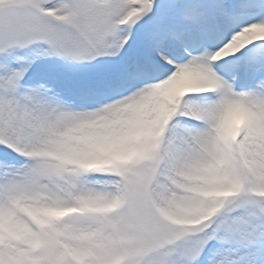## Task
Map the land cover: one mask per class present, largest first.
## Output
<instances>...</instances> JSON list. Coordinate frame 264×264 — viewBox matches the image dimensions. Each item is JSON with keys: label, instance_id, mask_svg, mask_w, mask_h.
<instances>
[{"label": "snow or ice", "instance_id": "obj_1", "mask_svg": "<svg viewBox=\"0 0 264 264\" xmlns=\"http://www.w3.org/2000/svg\"><path fill=\"white\" fill-rule=\"evenodd\" d=\"M0 264H264V0H0Z\"/></svg>", "mask_w": 264, "mask_h": 264}]
</instances>
